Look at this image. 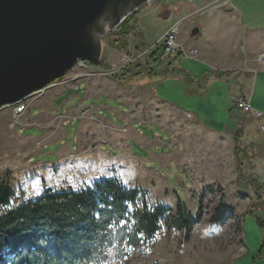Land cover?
I'll return each instance as SVG.
<instances>
[{
	"label": "rangeland",
	"instance_id": "rangeland-1",
	"mask_svg": "<svg viewBox=\"0 0 264 264\" xmlns=\"http://www.w3.org/2000/svg\"><path fill=\"white\" fill-rule=\"evenodd\" d=\"M127 26V45L118 50L133 54L147 49L133 44L137 24ZM110 39L111 35L105 38L107 49L116 48ZM155 55L159 57V50ZM263 58L264 53L255 60ZM138 64L133 67H143ZM126 68L100 75L89 63L75 65L27 97L23 112L14 114L13 105L0 109V180L7 181L17 196L33 198L44 187L78 189L97 178L116 176L144 190L152 203L169 206L171 216L182 213L184 205L186 218L199 217L188 232L163 218L153 240L132 249L121 264H264L261 160L247 161L246 168L237 167L236 175L225 167L226 160L222 167L216 144L180 108L197 110L200 121L207 116L214 126L221 117L204 112L199 97L186 96L178 80L146 74L143 68L144 75L135 76L132 65ZM259 83L257 79L250 84L258 94ZM152 92L166 102L156 101ZM252 120L257 124L264 117ZM263 127L259 125L261 133ZM234 135L241 144V135ZM219 201L232 211L212 223ZM257 201L263 206L257 208ZM253 206L252 213L245 214Z\"/></svg>",
	"mask_w": 264,
	"mask_h": 264
},
{
	"label": "trees",
	"instance_id": "trees-1",
	"mask_svg": "<svg viewBox=\"0 0 264 264\" xmlns=\"http://www.w3.org/2000/svg\"><path fill=\"white\" fill-rule=\"evenodd\" d=\"M140 7L120 32L109 34L111 46L127 45V23H136ZM136 32V46H144L138 28ZM235 138L236 151L243 150ZM170 210L116 176L97 178L78 189L44 187L33 198L17 196L0 180V264H121L132 249L153 240L163 218L187 232L199 221L198 216L184 219L182 213L171 216ZM231 211L219 201L210 221L219 223ZM262 222L257 217L260 227Z\"/></svg>",
	"mask_w": 264,
	"mask_h": 264
},
{
	"label": "crops",
	"instance_id": "crops-1",
	"mask_svg": "<svg viewBox=\"0 0 264 264\" xmlns=\"http://www.w3.org/2000/svg\"><path fill=\"white\" fill-rule=\"evenodd\" d=\"M150 3L139 9L136 18L139 36L147 47L152 46L177 20L189 16L182 22L178 33L181 50L173 56L169 67L157 75L162 79L178 80L186 96L197 95L200 108L204 112H216L221 121L214 126L207 116L206 120L200 121L197 110L180 108V112L201 125L199 129L210 136L212 144H216L214 149L221 153L222 167L226 160L225 167L228 170L233 168L234 175L237 167L246 168L247 161L252 159L261 160L263 166L264 132L261 133L259 125L264 120L256 124L252 119H241L242 131L239 132L236 121L240 117L229 102L228 93L235 91L243 95L253 108L264 114V58L259 64L255 60L264 53V0H152ZM212 4L215 5L213 10L203 12ZM135 43L136 39L133 40L136 46ZM193 49L197 51L194 57L184 55L183 52ZM187 59L195 63L187 64ZM144 63L142 60L138 65H142L145 71ZM133 66L131 74L144 75L142 68ZM257 79L260 81L259 94L250 89V84ZM152 94L156 101L166 102ZM235 131L239 135L242 133L240 145L243 150L238 152ZM261 177L264 181V175ZM258 205L262 204L257 201V208Z\"/></svg>",
	"mask_w": 264,
	"mask_h": 264
},
{
	"label": "water",
	"instance_id": "water-1",
	"mask_svg": "<svg viewBox=\"0 0 264 264\" xmlns=\"http://www.w3.org/2000/svg\"><path fill=\"white\" fill-rule=\"evenodd\" d=\"M147 1L0 0V109L41 92L78 63L101 66L105 38Z\"/></svg>",
	"mask_w": 264,
	"mask_h": 264
},
{
	"label": "built area",
	"instance_id": "built-area-1",
	"mask_svg": "<svg viewBox=\"0 0 264 264\" xmlns=\"http://www.w3.org/2000/svg\"><path fill=\"white\" fill-rule=\"evenodd\" d=\"M150 2L151 0H148L146 3ZM213 8H215V5H209L204 9L203 12L211 11L213 10ZM135 10L129 12L123 18H121L120 21L113 27L112 33L117 34L118 32H120L129 16L133 12H135ZM188 17L189 16H186L185 18L177 20L162 33L160 38H158L152 46L147 47V49H145L144 51L142 50L133 54H129L116 48L109 47L106 52L105 61L103 62L105 66L102 67V65H104L102 64L101 66L97 67L99 69L100 75H114L118 72L123 71L128 66L136 65V63H139V61L142 60L145 61V70L146 72H148V74L162 73L172 63L173 56L181 50V45L178 43V33L182 22L188 19ZM128 23L132 25L131 22ZM135 30L136 29H131V32L135 33ZM157 50H159L160 53L159 57L155 55V52H157ZM196 52L197 51L193 49L189 50L187 53H183L184 55L194 57L196 55ZM77 65L81 67L84 66V63H78ZM26 98L13 104L14 114H19L26 109ZM228 100L234 110L238 112L240 117V120L236 121V126H238L237 128L241 126V119L258 120L264 117L263 112L256 108H253L243 95L235 91H230L228 93Z\"/></svg>",
	"mask_w": 264,
	"mask_h": 264
}]
</instances>
